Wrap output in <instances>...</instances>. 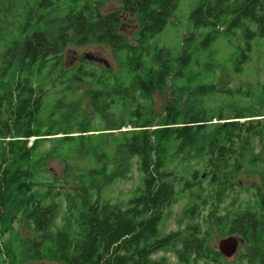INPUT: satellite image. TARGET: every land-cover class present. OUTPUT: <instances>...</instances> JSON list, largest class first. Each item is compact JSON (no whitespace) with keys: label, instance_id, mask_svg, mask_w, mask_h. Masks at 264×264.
I'll return each instance as SVG.
<instances>
[{"label":"trees","instance_id":"obj_1","mask_svg":"<svg viewBox=\"0 0 264 264\" xmlns=\"http://www.w3.org/2000/svg\"><path fill=\"white\" fill-rule=\"evenodd\" d=\"M93 1L39 0L37 9L26 7L20 21L10 22L11 35L0 54V238L22 215L39 233L27 252L33 260L54 264H171L165 256L154 254L178 239L175 232L162 235L161 224L165 211L180 193L194 197L197 189V195L207 193L206 197L219 202L227 193L237 191L240 172L256 170L261 173L264 191V152L257 148L264 145V99L258 100L259 110L243 104L249 100L221 102L207 109L201 106L202 99L193 95L186 98L171 90L193 63V36L177 57L157 44L152 53L150 45L165 29L180 0H122V12L108 13H102ZM124 14L137 18L136 44L121 31ZM190 19L195 28H208L201 49L211 47L224 34L232 48L228 61L236 71H242L251 59L255 41L264 40V0H197ZM91 40L110 45L117 62L133 79L132 86L118 81L111 85L112 76H97L96 70L83 65L76 69L81 81L91 78L94 87H103L92 89L98 109L120 105L129 111L127 119L111 128L120 132L114 139L122 147V157L137 158L142 174L141 184L126 205L102 195L104 186L97 180L105 175L104 162L111 153L101 144L93 151L95 165L78 175L81 190L76 189L74 195L64 185L39 182L33 167L36 152L61 133L53 128L45 131L40 117L47 92L42 77L49 66L61 64L63 47ZM210 61L209 65L216 67V51L210 53ZM136 90L139 97L130 102L128 97ZM167 90L173 94L164 113L157 112L153 94ZM99 95L111 100L103 103ZM96 131L90 121L82 128L67 126L65 135L55 141L71 142L76 133L84 136ZM190 152L201 154L206 171L194 170L193 177L185 179L173 162L178 155ZM203 175L209 178L207 187L203 186ZM62 197L80 211L67 206L63 224H58ZM248 210L237 214V220L226 215L228 224L248 229L224 234H241L247 244L256 245L260 243L258 237L264 235L256 230L261 222L264 228V208ZM224 217L218 218L220 223ZM193 251L204 257L221 256L196 230H190L182 240L178 254L186 262Z\"/></svg>","mask_w":264,"mask_h":264},{"label":"rangeland","instance_id":"obj_2","mask_svg":"<svg viewBox=\"0 0 264 264\" xmlns=\"http://www.w3.org/2000/svg\"><path fill=\"white\" fill-rule=\"evenodd\" d=\"M196 1L180 0L178 9L169 19L165 29L151 40L152 53L156 52L155 44H157L166 52H170L173 57H177L185 46L186 40L193 36L191 45L194 52L193 63L184 71V75L176 80L171 90L174 89L178 94L182 93L186 98L193 95L195 98L202 99L204 104L201 106L207 109H214L221 102L227 104L234 102L231 100H249L243 104L248 103V108L259 110L261 107L258 100L264 99V40L257 39L255 41L251 59L245 64L242 71H236L228 61L232 48L224 34H220L211 47L200 48V42L208 28L193 26L190 13ZM38 3L39 0H0V54L11 35L10 22L20 21L25 8L37 9ZM93 3L99 5L102 13L119 9L121 12L123 11L122 0H102L101 3L94 0ZM124 15L125 23H123L121 31L130 43L136 44L137 18L130 14ZM212 51L217 52L216 67L209 65ZM61 54V64L57 67L49 66L42 77L43 87L47 89V92L40 114L45 122V131L53 128L61 133L55 136L58 138H54L53 141L52 139L46 141L36 152L33 162L36 178L42 183L64 185L69 194H76L77 190H81L78 181L80 176L78 177V175L89 166L95 165L93 151L97 145L101 144L111 153V158L104 162L105 175L97 180L104 186L102 195L106 199L126 205L136 188L141 184L142 174L138 168L137 158L122 157L119 152V150L122 151V147L120 148L114 139L119 138L120 132L111 128H114L123 119H127L129 111L120 105H112L105 111L98 109L91 96L92 89L103 87L100 85L94 87L91 78L81 81L76 69L83 65L88 70H96L97 76H112L111 85L118 81L132 86L133 79L128 71L117 62L110 45L103 42L95 40L86 44L71 42L63 47ZM87 54L107 60L108 65L87 58ZM2 71L0 69V75H2ZM172 82L173 80L170 79L169 84ZM163 93L157 91L153 94V106L160 113H164L167 100L173 94L170 93V90ZM136 97H139L138 90L133 91L128 100L132 102ZM98 100H103L105 103V100L111 99L106 95H99ZM227 114H232V111H227ZM64 121L67 122V125H63ZM88 121L97 129L93 135L86 133L84 136H78L79 133H76L74 134L75 139L71 142L55 141L65 135L67 126L75 129L82 128ZM106 132L111 133L107 134ZM257 148L264 152V145ZM87 149L90 150L89 153H86ZM173 164L177 173L184 176L185 179H191L194 170L206 171L202 156L197 152L180 154ZM204 181L203 186L207 187L209 178H205ZM237 181L241 183L237 191L227 193L219 202L214 201L211 197H206L207 193L204 197L197 195L200 192L197 189L194 191L197 193L194 197L180 193L177 201L165 211V217L161 224L162 235L175 232L178 239L154 254V257L165 256L171 264H184L178 257V249L182 248V240L189 235L190 230L195 232L197 229L200 236L206 237L207 244L211 249H217L219 241L225 237L238 236V233L224 234L229 232L226 215L228 214L231 218L250 206H258L263 199L264 191L261 173L258 170L240 172L237 175ZM178 188L180 190V185ZM61 206L58 224H63L67 206L75 212L80 211L65 197L61 198ZM220 216H225L222 223L218 219ZM12 226L13 228L0 238L3 250L0 252V264H54L51 261L33 260L28 257L27 252L34 247L39 235L33 224H28L24 217L19 215ZM258 232L264 233L261 223ZM258 239L260 243L257 244V250L264 252V235H260ZM248 245L251 244L244 241L236 257L225 258L223 264H247ZM197 264L220 263L202 261Z\"/></svg>","mask_w":264,"mask_h":264},{"label":"flooded vegetation","instance_id":"obj_3","mask_svg":"<svg viewBox=\"0 0 264 264\" xmlns=\"http://www.w3.org/2000/svg\"><path fill=\"white\" fill-rule=\"evenodd\" d=\"M264 208V199L261 200V203L257 206H253V207H249L248 211L252 212V211H256V210H260ZM256 212H254L255 214ZM264 213V212H263ZM232 220H237L238 219V216L237 215H234L233 217H231ZM264 221V220H263ZM232 222V221H231ZM261 224H263V222H261ZM228 230L229 231H234V232H237V231H244L248 228L246 227H236V224H228ZM262 226V225H261ZM254 227H251V229H253ZM197 230V229H196ZM258 231V227L256 229ZM233 234H237V233H233ZM239 237H242L243 236L241 234L238 235ZM241 244H244V243H241ZM241 244L239 245L235 255H233L232 257H227L225 256L224 254H222L219 250V246L218 248H213L212 250L213 251H219L221 256H218L217 258H214V257H204L202 256L200 253H198L197 251H193L191 253V255L189 257H186V262H189V263H194V264H197V263H200V262H205V261H208V262H211V263H218V262H223L225 260V258H234L236 257V255L239 253V250H240V246ZM247 257H246V262L247 264H250L252 262H256L257 264L259 263H262L264 261V252H258L257 250V244L256 245H248L247 247ZM182 261V257L178 256ZM185 261H183V263H186Z\"/></svg>","mask_w":264,"mask_h":264},{"label":"water","instance_id":"obj_4","mask_svg":"<svg viewBox=\"0 0 264 264\" xmlns=\"http://www.w3.org/2000/svg\"><path fill=\"white\" fill-rule=\"evenodd\" d=\"M87 58H89L91 60H96L98 62H101V63L108 65L107 60H105L103 58H97L96 56L89 55V54H87ZM244 241L245 240L242 237H238L235 235L225 237L219 241V250L225 256L232 257L233 255H235L239 245L241 243H244Z\"/></svg>","mask_w":264,"mask_h":264}]
</instances>
